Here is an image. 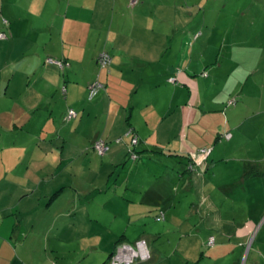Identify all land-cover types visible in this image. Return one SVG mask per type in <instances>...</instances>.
Listing matches in <instances>:
<instances>
[{
    "label": "crops",
    "instance_id": "0c3cea01",
    "mask_svg": "<svg viewBox=\"0 0 264 264\" xmlns=\"http://www.w3.org/2000/svg\"><path fill=\"white\" fill-rule=\"evenodd\" d=\"M42 1L54 10V19L50 15L49 19L34 27L35 35L0 40L1 63L12 60L13 66H18L12 69L16 71L9 78V101L17 99L27 110L50 111L52 118L61 120L66 105L55 104V100L58 98L57 88L63 81L62 72L57 65L48 62V58H60L69 63L62 74L70 85L72 79L77 81L73 75L76 74L74 62L88 61L97 65L99 54L107 51L113 61L108 70L100 73L105 91H101L95 104L101 106L106 118H102L104 123L96 129L94 140L100 137L108 143L113 142L124 135L127 128L126 131L133 127L142 140V159L139 162L129 159L131 134H128L129 140L111 143L105 155L96 154L101 161L99 175L90 177L87 185L75 189L80 196L91 195L90 198L97 199L98 208L107 213L102 219H93L88 212L87 219L84 212L89 210L84 206L74 209L73 216L70 215V229L75 235L73 241L77 238L84 242L80 250L75 246L65 247V254L60 253L64 244L61 240L63 231L54 229L52 224L43 231L38 230V216L41 221L50 211L49 206L57 202L68 185L63 181L56 183L50 163L26 168L9 167L0 179V264H107L117 243L135 242L140 238L147 240L151 258L139 264H196L206 258L224 259L221 254H227L224 247L229 235L234 236L235 241L240 239V243L247 242L250 232L245 234L240 230L244 224L240 221L233 224L235 219L226 223L219 214L223 208L221 196H224L220 189H224L225 196H233L236 199L231 198L233 202H239L237 197L245 199L264 190V166L258 168L250 164L261 162L263 158L250 157L249 136L239 133L232 136L230 152H222L217 157L220 163L215 165L214 174L209 176V172L203 178L189 173L186 148L180 142L175 144L180 138L185 117L182 110L189 93L187 87L173 85L169 79L175 76L179 79L182 70L187 69L189 37L185 30L190 28L188 19L200 18L208 7L198 10L199 6L192 4L201 0H137L135 4H132L133 0ZM25 61L31 63L28 68L23 66ZM91 70L88 86L95 78L96 68L92 66ZM27 79L28 84H25ZM52 79L57 81V86L56 83L49 84ZM66 90L68 95L70 87ZM87 90L83 87L77 96H72L66 110L84 107L82 100ZM41 92L43 97H40ZM22 97H27L28 101ZM59 109L61 111L57 114ZM89 112L90 118L92 110ZM80 121L78 118L69 131L77 129ZM48 136L62 140L61 128ZM43 140L45 138L39 143L38 159L51 152L45 150ZM172 140L173 147L165 151V146ZM188 140L195 142V136L190 133ZM61 167L62 163L58 165ZM29 168L33 171L29 172ZM250 169H254L253 174ZM34 172H47V175L33 181L29 174ZM251 176L260 177L256 181H247ZM231 177L239 180L227 186L226 179ZM178 190H182L183 198ZM48 194V212L35 217L31 211L42 208V198ZM201 197L208 207L196 208L201 207ZM210 210L216 217L201 216V222L196 226L190 224L198 213L207 214ZM161 211L166 213L164 225L158 216ZM60 218L52 220L57 224ZM182 220L184 224H177L174 231L172 225ZM218 223L221 231L213 229L219 226ZM86 224L90 226L86 227ZM198 227L203 230L200 236L192 231ZM183 228L186 233H182ZM213 233L217 235V243L211 248L206 247ZM105 239L107 243H104ZM196 243L198 247L192 252L191 246ZM238 262L236 259L235 264Z\"/></svg>",
    "mask_w": 264,
    "mask_h": 264
},
{
    "label": "rangeland",
    "instance_id": "374dc122",
    "mask_svg": "<svg viewBox=\"0 0 264 264\" xmlns=\"http://www.w3.org/2000/svg\"><path fill=\"white\" fill-rule=\"evenodd\" d=\"M173 3H176V1H173ZM193 3L199 6L198 10L203 9V6H207L208 10L200 18L194 17L187 21L190 25V28L185 30L190 43L187 69L182 70L179 79L172 83L173 85L180 84L187 87L189 97L182 110L185 117L182 119L180 127V138L178 141L176 140L175 144L180 142L186 148V151L191 153H199L201 149L207 150L208 160L205 162L203 169L200 172H198L199 170L189 172L194 177L201 176L203 178L209 172V176L214 174L215 165L220 163L217 157L222 152H230L229 140L231 137L236 133L243 134L249 136L250 139L247 144L251 149L250 157L263 158L261 162H250V164L262 168L264 166V0H205L204 2L201 0ZM50 15L54 19V10L48 5L45 6L42 0H0V31L7 35V37L0 38V40H12L19 35H35L37 33L33 31V28L45 19H49ZM193 25L196 26L195 29H193ZM10 27H12V31ZM196 34H199L197 39L194 38ZM12 63V60L10 62L8 60L7 63L4 62L3 64L0 61V179L4 177L6 171H9V167L26 168L50 163L49 166L53 169L51 175H56V183L64 182L68 187L61 193L62 196L57 202L49 206V212L46 209L50 196L48 194L42 198L43 207L31 211V213L36 217L37 214L43 216L44 213L48 212L41 221L38 216V230L43 231L48 224H52L54 229L63 231L64 234L62 233L61 240L65 245L62 244L61 254H65V247L69 249L75 246L80 250L84 240L79 242L76 238L73 241L75 235L73 230L70 229V215L73 216V210L79 206H84L85 209L89 210L85 211L84 215L90 212L93 219H102L107 213L98 208L97 199L90 198L91 195L80 196L75 187L87 185V182L91 181L90 177H96L100 172L101 161H98L96 154L103 155L95 148L96 140H94V136L96 129L104 123L102 118H106V114L102 111L101 106L96 107L95 104L100 98L101 91H105V82L100 73L108 69H101L98 63L94 65L93 62L88 61L74 62L76 74L73 75L77 81L72 79L69 85V81L66 83L64 74H62L63 69L56 66L61 69L59 70L62 72L63 81L60 87L57 88L58 98L55 100V104L57 102L66 105L63 110L65 114L62 113L60 120L52 118L50 111L43 109L27 110L23 109L24 106H20L17 99L9 101V78L16 71L12 69L18 67L13 66ZM30 64L25 61L23 66L28 68ZM67 65L69 66L68 62ZM92 66L96 68L94 80L100 79L103 87L99 88L93 96H90L88 94L90 88L88 83ZM19 81L22 80L19 79ZM56 82L55 79H52L49 84L54 85ZM24 83L28 84V79ZM55 86H57V83ZM69 87V93L66 95V89ZM83 87L88 89L87 93L83 95L82 104L84 107L75 108L74 110L79 114L69 118V109L66 110L67 103L72 96H77L76 93H80ZM140 95H143V93L141 92ZM40 97H43L42 92ZM22 100L28 101V98L22 97ZM90 110L92 112L89 118ZM60 111L59 109L57 114ZM195 114H197L196 118L191 119ZM22 117L26 118L23 119ZM78 118L81 121L77 129L69 131ZM60 128L62 140L57 139L56 136L53 140L48 136L50 132H55ZM126 130L124 135L117 137L113 142H109V145L128 139L130 128L128 131ZM190 133L195 136V142L186 141ZM40 136L42 138L39 139ZM43 138H45L43 147L51 152L48 153L47 157L44 156L38 159L37 154L41 149L39 143ZM162 142L164 141L162 140ZM224 142H228V144L224 145ZM173 145L174 140L165 146V151L168 152L169 147H173ZM89 148L91 152L88 150ZM199 155V158L203 156L201 153ZM60 163L63 164V167L58 168ZM83 165L91 166L92 169L83 167ZM28 170L29 172L33 171L30 168ZM73 170L78 174H74ZM253 170L250 169L251 174H253ZM29 175L30 180L34 181L35 178L38 179L40 176L47 175V172L41 174L34 172ZM258 177L260 176H251L247 181H256ZM180 179H178V182H180ZM238 180L239 178L236 177L226 179L227 186ZM176 186L179 188L178 184ZM48 187L47 185L46 188ZM262 187H264V183ZM177 192L183 198L182 190ZM224 192V189H220V193L224 196H221L223 208L219 215L226 223L233 222L234 219L233 224L238 221L242 222L244 225L240 230L245 234L249 231L250 237L247 242L240 243V239L236 238L238 241H235L234 236L229 235L225 239L226 245L224 247L227 254H221L224 259L217 261L214 257L210 260L206 258L205 261L196 264H235L236 259L239 260L238 264H264V190L260 193L257 191L254 195L252 194V196L245 199L237 197L239 202H233L232 199H236L229 194L225 196ZM207 193H210V191H207ZM178 199L177 195V203ZM203 200L201 197V207L196 206V208L201 209L204 205L208 207L207 202L204 203ZM211 215L215 216L213 210H210L207 214L198 213L196 220L191 221L190 224L196 226L197 223L201 222V216L208 218ZM59 216H61L60 221L55 224L52 219H57ZM86 217L88 219L89 216L86 215ZM251 219L254 221H251ZM160 221H162V225L167 222L163 218ZM177 224L183 225L184 221L175 222L172 225L174 231L177 230ZM218 225L213 229L221 231V224L218 223ZM228 225L231 224L226 226ZM85 226L89 227L90 225L86 224ZM109 228L113 229L114 227ZM184 230L185 228L182 229V231ZM192 231L198 236L203 234L201 227ZM182 233H186V230ZM213 235L217 237L216 233H213ZM142 239L140 238L135 242L117 243L114 249L117 253V262L121 264H139L150 260L148 257L150 255L151 258L149 244L147 243V247L143 245ZM106 241L105 239L104 243H107ZM104 243L103 245H105ZM237 244L246 246H242V248ZM248 244L250 246H247ZM197 247L198 243L192 245L191 251L194 252ZM237 248H239V251Z\"/></svg>",
    "mask_w": 264,
    "mask_h": 264
},
{
    "label": "built area",
    "instance_id": "2783aa9c",
    "mask_svg": "<svg viewBox=\"0 0 264 264\" xmlns=\"http://www.w3.org/2000/svg\"><path fill=\"white\" fill-rule=\"evenodd\" d=\"M136 2H137V0H133L132 4H135ZM5 22L7 23V20ZM197 36H198V34L195 35V37H197ZM5 37H7V35L4 32L0 31V38H5ZM111 61H112L111 54L109 52H107V51L106 52L103 51V53H101V55H99L98 60H97L98 65H99V67L101 69H106L108 67V65L111 63ZM48 62L59 66L61 69H65L67 67V62L66 61L60 60V59H57V58H54V57H49L48 58ZM98 77H99V75H98ZM169 80L171 82H176L177 81V78L176 77H171ZM89 86H90V88H89V95L90 96H93L98 91L99 88H102L103 87V84H102V82H101L100 79H97V80L95 79ZM76 115H77V112L73 108H70L69 109V112H68V117L71 118V117L76 116ZM133 141L136 143L137 142V137H135L133 139ZM95 148L102 155L105 154L107 152V150H108V146H107V144H106V142L104 140H97L95 142ZM200 153L201 154H204L203 155V157H204V156H206V154L208 152H207L206 149H202L200 151ZM199 154L197 156H199ZM198 162H199V160H198ZM141 241H143L142 242V243H144L143 245H145L147 247V241L144 240V239H142ZM214 242H215L214 237H211L210 240H209V242H208V244L209 245H213ZM116 254H117L116 252L113 254V256L111 258V260L112 259L113 260L111 261L110 264H121V263H118L117 262V260H116V256L117 255ZM148 257L150 259V255H148ZM148 257H147V259H148ZM127 264H133V263H127Z\"/></svg>",
    "mask_w": 264,
    "mask_h": 264
},
{
    "label": "trees",
    "instance_id": "16d2710c",
    "mask_svg": "<svg viewBox=\"0 0 264 264\" xmlns=\"http://www.w3.org/2000/svg\"><path fill=\"white\" fill-rule=\"evenodd\" d=\"M201 34V33H200ZM197 35V34H196ZM199 37V34H198V36L197 37H195V39H197ZM188 41H189V38H188ZM187 44H188V47L190 48V43H188L187 42ZM186 44V45H187ZM111 57H112V55H111ZM98 60V59H97ZM112 61H113V58H112ZM112 61H111V63L108 65V67L106 68V69H108L110 66H111V64H112ZM98 63V62H97ZM181 70H179V72H180ZM101 75V74H100ZM170 81V80H169ZM171 82V81H170ZM88 94H89V91H88ZM129 134H131V140H130V143H129V145H128V156H129V159L130 160H133V161H136V162H139V161H141V159H142V156H141V150H140V144H141V142H142V140H141V138L139 137V135L136 133V131L134 130V128L133 127H130V132H129ZM135 137H137V142L135 143L134 141H133V139L135 138ZM97 140H104V139H102V138H100V139H96V141ZM105 142H106V144H107V146H108V149H109V143L105 140ZM202 150V149H201ZM200 150V151H201ZM163 152V151H162ZM187 152V154H186V156L188 157V159H189V163H188V171L189 172H195V170H199L198 172H200L202 169H203V167H204V165L206 164L205 162H207V160H208V158H207V156H201V158H199V162H198V159H197V155L200 153H191V152H189V151H186ZM106 154V153H105ZM105 154H103V155H105ZM204 155V154H203ZM200 156V155H199ZM161 219L163 218V219H165V214H164V211H161L160 212V214L158 215ZM211 237H214V239H215V242H214V244L213 245H209L208 244V242H209V240H210V238ZM144 239V238H143ZM144 240H146V239H144ZM147 241V240H146ZM216 236L215 235H212V236H210L209 238H208V242H207V244H206V247H212V246H215V243H216ZM148 243V242H147ZM242 246V245H241ZM115 247H116V245H115ZM115 249V248H114ZM115 253V251L113 250L112 252H111V254H110V256H109V258H108V260H107V264H110L111 263V258H112V256H113V254Z\"/></svg>",
    "mask_w": 264,
    "mask_h": 264
}]
</instances>
